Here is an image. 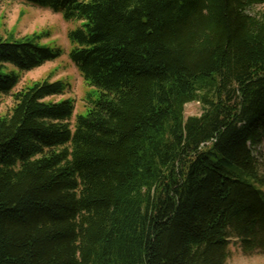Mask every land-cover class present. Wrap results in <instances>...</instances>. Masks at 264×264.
I'll list each match as a JSON object with an SVG mask.
<instances>
[{"label":"trees","instance_id":"16d2710c","mask_svg":"<svg viewBox=\"0 0 264 264\" xmlns=\"http://www.w3.org/2000/svg\"><path fill=\"white\" fill-rule=\"evenodd\" d=\"M22 1L80 22L68 56L94 92L76 113L58 69L23 81L63 48L0 33V264L264 251V0Z\"/></svg>","mask_w":264,"mask_h":264},{"label":"rangeland","instance_id":"374dc122","mask_svg":"<svg viewBox=\"0 0 264 264\" xmlns=\"http://www.w3.org/2000/svg\"><path fill=\"white\" fill-rule=\"evenodd\" d=\"M249 13L264 12V2L250 7ZM80 24L77 21L66 22L59 13L49 8H40L22 0H3L0 2V33L3 36L36 35L37 42L42 46L55 49L63 48V54L56 60L48 61L44 65L24 74L23 81L40 79L48 76L50 71L57 70L54 79L61 78L67 85L65 94L57 98H73L76 102V113H86L85 94L94 88L87 86L74 63L69 59L70 45L67 38V30ZM35 33V34H34ZM12 103L11 97H7L0 107L6 111ZM202 107L199 102H190L185 106V116L200 115ZM253 152L260 161L264 162V143L253 147ZM227 264H264V251L257 250L252 253L245 252L236 242L230 245V257Z\"/></svg>","mask_w":264,"mask_h":264}]
</instances>
